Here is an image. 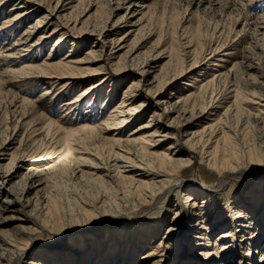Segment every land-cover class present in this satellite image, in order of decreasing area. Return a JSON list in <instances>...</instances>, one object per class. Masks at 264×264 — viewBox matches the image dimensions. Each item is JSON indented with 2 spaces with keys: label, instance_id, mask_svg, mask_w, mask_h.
<instances>
[{
  "label": "rangeland",
  "instance_id": "1",
  "mask_svg": "<svg viewBox=\"0 0 264 264\" xmlns=\"http://www.w3.org/2000/svg\"><path fill=\"white\" fill-rule=\"evenodd\" d=\"M0 3V173L6 174L10 160H15L14 176L5 187L19 208L13 214L21 218L26 228L20 236L23 241L29 239V251L35 252L42 242L47 252L61 250L69 237L79 240L82 233L77 231L78 227L87 226L91 233L108 236L106 249L98 239L96 244L91 242V246H96L94 249H102L99 259L108 258L106 250L119 249L123 254L128 248L133 250L128 251L132 257L126 260L130 264H174L175 257L188 264H264L260 257L264 254V236L251 255L247 254L246 246L236 244L231 257L225 259L204 260L195 246L183 247L184 237L195 233L190 223L198 225L199 221L191 219L194 215L190 202L184 201L188 194L209 201V208L215 213L234 215L239 203L246 204L254 189L257 193L264 188V157L257 164L248 158L247 151L249 145L264 151V137L254 122L259 117H253L264 112V0H0ZM25 7L34 12L13 20L14 12ZM63 30L67 34L61 41L58 36ZM40 32L45 34L43 40L38 38ZM35 40L41 43L28 55H22L23 49ZM19 42L25 45L5 50ZM49 52L57 60L62 57L81 60L80 67L96 70L89 71L84 79L79 78L80 82L67 85L51 101L49 93L36 99L42 87L48 85L46 80L31 83L17 69L28 62L39 63ZM64 79L53 83L54 90L59 88L58 81ZM84 86H88V93L74 101V110L68 109L61 117V103L74 99ZM236 87L240 97L232 104V89ZM125 91L131 94L134 103L144 105L141 114L124 128L122 138L153 133L152 138H160L157 141L162 143L156 150H165L170 155L169 162L173 160L174 166L181 164V169L144 177L140 195L135 189L137 177L128 182H112L115 178L110 180L101 170L97 173L103 174L102 184L94 179L96 175L90 169L76 164L71 176L68 172L62 175L58 165L39 177L44 182L36 184L37 176H33V183L27 180L38 167L55 160L53 156L34 157L36 147L54 139V134L46 135L42 127L46 121L53 120L61 128H67L82 123L84 115L91 114L95 118L93 123L99 122ZM210 96L214 97L212 103ZM22 97L33 105L22 101ZM204 104L207 108L202 107ZM217 114L221 116V124L233 130L240 152L239 167L223 178L208 164L206 153H202L211 148L219 135L217 127L203 149H199L200 143H188L200 131L208 135L207 126L215 123ZM146 122L148 126L141 127ZM134 129L137 131L130 134ZM60 130L55 131L59 134L56 136L67 135L64 129ZM253 171L256 174L252 175ZM197 183V188H189ZM49 195H55L62 203L55 223L45 222L40 216ZM152 197H157V201L151 200ZM251 209L247 208V213ZM14 221H7L6 225ZM241 235L238 231V238ZM150 238L151 243H145ZM146 248L155 251L146 254ZM2 256V264H24L27 259L21 256L4 261ZM33 257L43 261L42 256ZM74 260L75 264H85L82 258Z\"/></svg>",
  "mask_w": 264,
  "mask_h": 264
},
{
  "label": "bare ground",
  "instance_id": "2",
  "mask_svg": "<svg viewBox=\"0 0 264 264\" xmlns=\"http://www.w3.org/2000/svg\"><path fill=\"white\" fill-rule=\"evenodd\" d=\"M4 2L5 1H3L2 4ZM2 4L0 3V7L2 6ZM33 12H34L33 9L29 11L26 7L19 9L14 12L13 20L22 19L32 14ZM37 22L39 23V21ZM38 25L40 26V24ZM56 29H58L57 25L54 26V30ZM64 33H66V30H63L59 34L58 36L59 40L62 41L64 39L63 37ZM44 35H45L44 33H41L38 37L39 40L41 39L43 40ZM40 43L41 41L31 42L29 48L23 49L25 51L22 53V55L24 56L28 55L30 53L29 51H31L35 46L37 47V45H39ZM18 44H22V46L25 45L24 43L19 42L13 44L12 46L7 47L5 50H12L15 48L17 49L16 45ZM13 52L14 51H10V54H12ZM89 52H93V51L90 50ZM48 54L39 63L28 62L27 64H22V66H20L17 69L21 74H23V79H26L31 83L35 81L38 82L39 79L42 78L46 80L48 85L42 87V90L40 91V93L38 94V98L36 99L39 98L41 99L49 93L51 96L49 101H51L63 89H65L67 85L73 83L74 81H78L79 78L84 79L83 77H85V75L89 73V71L92 72L96 70V69L89 70L88 67L86 68L80 67L78 63L82 62L81 60H69V59L64 60L63 57L57 60L54 58V54L52 56L50 52ZM69 55L70 54H68L65 57H68ZM61 78H65V79L62 81H58L59 88L58 89L56 88L57 90H54L55 88L53 86V83H55L57 80H60ZM209 82H207L206 85H209ZM87 87L88 86H84L83 88H81L77 92V95L74 99L64 100L61 103L62 106L61 108L63 111L61 117L65 116V114L69 111L68 109L74 110L76 108V104L74 103V101L79 100L80 98L84 97L86 93H88L89 88L87 89ZM232 91H234L233 94L231 95L232 104L233 103L235 104L236 99L240 97V92L237 90V87L233 88ZM125 92L126 93L124 94V96L120 98L119 101L116 103V105L110 110L111 112L106 113L103 119L99 122L93 123V121H95V118H93L91 114L87 115L85 113L83 117L84 119H82L83 120L82 123L76 126H69L67 128H61V126L57 124L58 122L56 123L53 120H49L48 122L46 121L47 123L45 122V124L42 127L46 129L45 132L46 135L54 134L52 136L54 139H51L49 143H47V145L44 144L45 146H42L40 148L36 147L35 150H37L36 153L37 155H35L34 157L49 158L53 156L55 157V160L50 165L43 166L40 168L38 167V169H36L35 174L28 175L27 180L30 183H33V179H34L33 176H37V179L39 180V177L42 174H44L45 171L46 172L48 171L49 173L50 172L49 169L52 170L58 165L59 166L57 169L59 170L60 173H62V175L65 176L66 172H68V174L71 176L70 173H73L74 165L76 164V166L83 165L86 166L87 169H90L91 174L96 175L94 179L98 180V182L102 184L105 181L103 174L97 173L98 171L101 170L105 171L104 175L110 177V180L115 178L112 180V182L113 181L118 182L119 180L128 182L126 180H131L133 179L132 177H137L138 180L135 189L139 194L141 191L140 188L141 187L144 188V184H145V180H143L144 177H147L149 175H155V176L162 175L161 171L173 172L174 170L181 169V164L178 163L177 165L175 164L174 166L173 160L172 162H169L170 155L165 150H161V149L158 151L156 150L157 147H161L162 143L157 141L160 138L156 140L152 138L153 133L152 134L149 133L150 135L149 134L140 135V137L137 136L135 137L133 135L132 137L126 136L122 138L124 128H127L130 125L129 121H132L136 116H139L141 114L144 105V102L134 103L135 100L133 99L131 94L127 91ZM22 101L27 102V104L30 103L28 105L31 104L33 105V103L30 100L26 101L24 97H22ZM213 101H214V97L210 96V102L212 103ZM206 104H204V106L202 107L207 108ZM123 107H126V109L123 110ZM239 109L242 108L238 107V110ZM259 111H261V109H259ZM258 113H261V116H259L257 113H255V115L252 116L259 117V120L258 121L254 120V122L258 126L259 133L264 137V112H258ZM249 115L251 116V114ZM215 117H216L215 123H210L207 126L209 132L208 135L205 134L204 131H200L196 136H194L196 138L189 139L188 143H190L191 145L194 144L197 145L200 143L201 145H199L200 146L199 149L200 150L203 149L205 142L211 137V135L214 133L215 128L217 127V129L219 130L218 132L219 135L214 139L211 148L203 150L202 153H206L205 156H207L208 164L212 168L216 169L218 173H221L223 175L222 176L223 178L224 176H227L229 174L230 170H235L237 167H239L238 161L240 158L239 156L240 152L238 149V142L234 137V135H232L233 130L229 128H225L224 125L221 124L220 115L217 114ZM48 125H50V127ZM147 126L148 123L146 122L141 127H147ZM204 128L205 127H202V130H204ZM60 129H64L62 131H65L67 135L60 134V136H56L59 134H55V131L60 132L61 131ZM135 131H137V129L132 130L130 134L135 133ZM193 134L195 133L193 132ZM216 135L217 133L214 136ZM247 151H248V158L251 161L256 162L257 164L263 161L264 151L262 152L255 145H251V146L249 145ZM73 152H77L79 155H76L77 153L74 155ZM14 165H15V160L11 159L10 163L8 164V171L6 172V174L0 173V189H2L3 191V192L0 191V195H3V197L0 196V214L3 211L7 212L5 216L0 215V256L3 255L2 257L4 261L11 260L12 257L19 258L21 256H24L27 258L24 264H75L72 261H76L74 259L77 258L79 259L82 258L83 263L85 264H130L129 263L130 261L127 262L126 260L128 256H131V252L133 250L128 249L127 246H126L127 250L123 254L120 253L119 249H114L112 251L106 250L108 253L107 254L108 258L106 257L99 259L101 258L99 257V255L101 254L102 249H99L100 247L94 249L96 246L95 245L91 246V242H93V244H96V242L100 240V243L102 244L101 247L103 249H106L105 245H107L108 236L107 234H100V232L91 233L89 232L90 230L88 231L87 226L78 227L77 231L82 233L78 235L79 240H74L72 236L69 237L66 240L67 242L64 244V248L61 250H55V251L50 250L49 252H47L48 249L47 247H45L46 244L45 242H42L43 243L42 246L39 247L35 252L29 251V245H27L29 239L27 241H23L20 236L22 233H24V230L26 228L25 226H23L21 218H17V216L13 214V211L19 208L16 207L15 205L16 201L7 195L8 191L6 190L5 187L9 182V180H11V178L14 176V170H13ZM80 173H81L80 175H82L83 170H81ZM251 174L252 175L256 174V171H253ZM259 176L260 177H258V179H261V175ZM41 182H44V180L43 179L39 180L36 184ZM197 186L198 183L192 185L190 184L189 188H197ZM253 191L247 197L245 201L246 204L244 202L239 203L240 206L238 205L239 208L237 209V213H235L234 215H231L229 213L226 214L215 213L214 211H212V208L211 209L209 208L210 206V203L208 204L209 201H205L203 199L200 201L197 200L196 196H190V194H188L186 196V200L184 201L190 202L189 203L190 210L192 211L191 212L192 215H194L192 216L193 218L191 219L199 218V221L198 223H196L198 225L195 224L193 225V222L190 223V225H192L190 228L194 229L195 233L191 237L190 235L189 236L186 235L184 237L183 240L185 241V245L183 247L186 246L189 247L188 249L191 248L194 249L193 247L195 246V250L199 251L198 252L199 257L200 255H202L204 260L207 258L212 259L213 257H217L218 259H225L229 256L231 257V252L235 250V246L237 247V245H241L243 247L246 246L245 248H247L248 250L247 254L251 255L252 251H255L258 247L257 245L260 244L259 243L260 239L263 238L264 236V188L259 190V192L257 193ZM115 197L113 198L111 197V198L115 201L116 200ZM157 197L159 199V195H157ZM157 197L156 199L152 197L151 200L154 199L153 201L155 200L157 201ZM57 199L58 198H56L55 195L48 196L44 209H42L40 213L41 214L40 216L44 219L45 222L51 221L55 223V220L58 219L59 213L57 212L61 206L60 204L62 203L61 200L59 201ZM236 202L238 203L237 200ZM249 207L250 209L252 207V209L250 213H247L249 212L247 210V208ZM15 219H18V221H14ZM7 221L10 222L14 221V223H11L10 225L7 226L6 225ZM128 225L129 224L123 227L127 228ZM187 225H189V223H187ZM154 227L156 230L157 225H155ZM250 229L252 231L251 234H249ZM238 231L242 232V235L239 238H238ZM213 232H215L216 234H214ZM14 234L18 235L20 238L15 237ZM130 236H126V238H130V239L131 237L133 238V236L131 237ZM212 237H214L213 241L211 239ZM152 238H150L148 241L145 240V243L150 244L151 243L150 240H152ZM160 238H162V236H160ZM209 240L212 241L210 246H209L210 243L209 244L207 243ZM131 241L129 242L131 243ZM99 250L100 252L98 253L97 251ZM128 251L131 252L129 253ZM154 251H155L154 249L148 251V249L146 248V254H152ZM94 253H95L94 258L93 260H91L92 255ZM33 256H42L43 261H41V259H35V257ZM68 257L71 258L70 261H68L67 259ZM260 257L264 259V254L261 255ZM176 260L177 257H175L174 264L187 263V262H181L182 260L179 259H178L179 261L177 260L178 261L177 263ZM241 260L242 259H240V261ZM0 264L2 263L0 262Z\"/></svg>",
  "mask_w": 264,
  "mask_h": 264
}]
</instances>
